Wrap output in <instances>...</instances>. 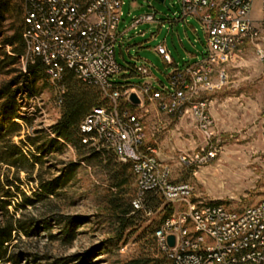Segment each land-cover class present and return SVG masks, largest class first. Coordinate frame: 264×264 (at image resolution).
<instances>
[{"label":"rangeland","instance_id":"obj_1","mask_svg":"<svg viewBox=\"0 0 264 264\" xmlns=\"http://www.w3.org/2000/svg\"><path fill=\"white\" fill-rule=\"evenodd\" d=\"M132 2L141 10L131 9ZM122 3L125 5L122 7L125 14L146 13L158 19H172L180 11L179 0H164L163 3L159 0H122ZM260 7L261 3L255 2L250 14L256 35L246 38L225 64L214 66L212 82L218 80V72H223L220 87L207 93L200 92L193 98V101H205L207 105L205 113L211 122L209 137L201 132L189 110L182 114H168L159 110L156 103L147 101L142 107H129L130 112L141 119L144 144L155 148L159 160L169 171L170 180L188 184L193 189V201L217 204L234 212L264 199L262 65L256 54L257 49L264 48V15ZM188 23L173 26L164 24L161 28L156 25L140 26L138 32H132L130 36L133 35L134 40L129 45H115V61L121 72L110 78V82L129 86L150 83L153 89H169V77L174 66L164 63L154 49L165 41L175 65L184 68L190 64V57L194 56L195 59L197 54L204 51L206 40L196 20L192 19ZM22 67L20 63L19 69ZM140 67L148 69L149 79L136 74L135 69ZM34 88L36 100L32 104L27 102L25 110L32 113L33 110L39 112L37 109H41L43 115H37L38 119L32 129L23 127L20 136L10 140L12 145L26 153L23 143L26 137L35 136L37 131L50 135V127L60 117V111L53 105L54 91L50 89L45 76L36 81ZM25 96L26 93L21 92L17 95V102ZM15 123L22 124L17 119ZM0 124L2 129L6 127L3 119H0ZM74 161H77L75 152L67 147L63 155L48 158L42 170L38 167L31 180L25 173H19V191L30 197L38 187V182H34L38 175L45 181L57 178ZM0 168L3 172L7 171L3 166ZM13 173V170L8 172L9 179ZM68 185L62 192V198L51 206L38 204L16 211L15 219H32L39 225L44 219L49 218L50 222L52 215L64 219H59L61 224L52 225V240L42 228H38L36 237L26 238L21 235L18 240L16 238L11 253L20 255L19 264L39 263L34 261V255L51 258L40 264L87 256H90L89 264L128 261L147 249L146 242L156 243L154 230L165 216L163 210L169 208L171 216L177 210V207L158 203L150 216H142L137 227L127 231L116 242L102 203L104 191L109 186L104 174L81 165L75 173L74 181ZM133 188L136 191L135 180ZM17 204H20L19 198L8 211L14 212L13 207H17ZM51 210L53 214L49 213ZM68 218L77 223L75 238L70 245L57 240L61 235L59 228L66 225Z\"/></svg>","mask_w":264,"mask_h":264},{"label":"built area","instance_id":"obj_2","mask_svg":"<svg viewBox=\"0 0 264 264\" xmlns=\"http://www.w3.org/2000/svg\"><path fill=\"white\" fill-rule=\"evenodd\" d=\"M20 1L25 47V54L19 59L22 71L27 64L33 65L34 59L41 60L45 79L54 91L53 105L59 111L66 70L96 88L108 105L93 109L81 122V143L97 153L112 155L119 164L131 165L136 182V196L131 203L135 211L143 210L147 194L177 207L154 231L159 250L174 264H264V199L239 212L193 201V189L188 184L172 182L155 148L144 144L141 119L129 109L142 107L147 101L168 114L189 110L201 132L209 137L207 105L193 98L220 87L223 72H218V80L212 82L214 66L225 64L246 38L256 35L250 14L253 4L260 2L264 15V0H179L180 11L172 19H158L150 14L135 17L132 30L141 25L171 26L194 19L205 36L201 56L184 68L173 63L165 41L154 49L164 63L174 66L170 88L164 90L153 89L150 83L129 86L110 82L121 72L115 61V45L122 0ZM256 54L262 65L264 122V48L257 49ZM135 71L139 77L149 79L145 67ZM132 93L139 100L136 106L129 102ZM35 100V96L18 100L19 119L31 118L34 124L37 115H43L41 109L26 112L27 102L32 104ZM151 214L148 211L146 216ZM168 236L174 237L171 249L166 243Z\"/></svg>","mask_w":264,"mask_h":264},{"label":"trees","instance_id":"obj_3","mask_svg":"<svg viewBox=\"0 0 264 264\" xmlns=\"http://www.w3.org/2000/svg\"><path fill=\"white\" fill-rule=\"evenodd\" d=\"M22 16L21 1L0 0V79H2L0 119L6 123L4 129L0 124V166L7 170L3 172L0 168V264H19L20 255L11 253V248L12 243L21 235L26 238L36 237L38 228H42L50 240L54 238L51 235L52 225L61 224L59 219L64 220L63 218L52 215L53 219L50 222L49 218L44 219L39 225L32 219H15L16 211L38 204L51 206L52 203L60 200L62 192L70 186L68 185L70 182L74 181L75 173L81 165L99 170L109 183L102 196V203L116 242H119L127 231L135 229L142 216H146L148 211L153 213L158 203H161L155 195L147 194L143 210L135 211L131 205L136 196L131 165L119 164L112 155L97 153L81 143L82 136L78 131L81 122L93 109L106 108L108 103L96 88L77 80L72 71L66 70L63 74L64 94L60 117L50 127V135L37 131L35 136H27L23 141L27 153L10 143L12 138L20 136L23 127L30 128L33 125L31 118L19 119L17 95L21 92L26 93L24 97L26 99L35 96L36 81L44 77V66L37 58L34 59L33 65L25 66V72L19 69V59L25 54ZM16 119L21 121L22 125L15 123ZM67 147L74 150L77 161L69 163L63 175L49 181L38 175L36 180L33 179L34 182H38V187L30 197L19 191L18 184H21L19 173H25L31 180L38 167L42 170L48 158L63 155ZM10 170L14 171L11 179L8 174ZM17 198L20 204L13 207L14 212L8 211ZM170 212L169 208L163 210L165 216L155 230L171 216ZM49 213L53 214V211ZM66 220L64 221L66 225L59 228L61 235L57 240L70 245L75 238L77 223L69 218ZM145 244L148 245L147 249H143L136 257L116 264H174L159 250L154 241ZM50 259L46 255H34V261L39 262L37 264ZM89 262L90 256H87L57 259L52 264H89Z\"/></svg>","mask_w":264,"mask_h":264},{"label":"crops","instance_id":"obj_4","mask_svg":"<svg viewBox=\"0 0 264 264\" xmlns=\"http://www.w3.org/2000/svg\"><path fill=\"white\" fill-rule=\"evenodd\" d=\"M163 2H164V0H163ZM122 7H125V5L123 4ZM130 8L133 10H136V11L141 10V8L138 7L137 5H135V3H133V2L131 3ZM145 14H140V15H145ZM140 15L134 14V12L133 13L129 12L128 14H125V12L122 11V17L120 19V22H119V25L117 28V43H116V45H118L119 47H125V46L129 45L134 40L133 35L132 36H130V35L132 34V32L133 33L138 32V28L140 26L136 30H132L131 24H132L133 19L137 16H140ZM160 19H162V18H160ZM163 20H166V19H163ZM191 20H189V21H191ZM185 24H189V23H185ZM173 25H175V24H173ZM173 25H171V26H173ZM176 25H178V24H176ZM141 26H148V25H141ZM161 27H163V26H158V28H161ZM193 32L196 33L195 31H193ZM201 54H202V52L199 53V55L197 54L195 56V59H193L194 56L190 57L189 62L192 63V62L196 61L201 56Z\"/></svg>","mask_w":264,"mask_h":264},{"label":"water","instance_id":"obj_5","mask_svg":"<svg viewBox=\"0 0 264 264\" xmlns=\"http://www.w3.org/2000/svg\"><path fill=\"white\" fill-rule=\"evenodd\" d=\"M161 3H163V0H159ZM129 102L136 106L139 104V100L137 99L136 95L134 93H132L130 96H129ZM166 243L168 245V247L171 249L174 247V237L173 236H168L166 238Z\"/></svg>","mask_w":264,"mask_h":264}]
</instances>
